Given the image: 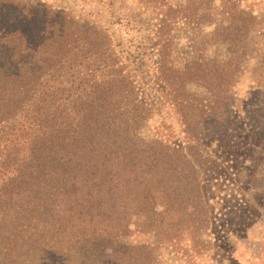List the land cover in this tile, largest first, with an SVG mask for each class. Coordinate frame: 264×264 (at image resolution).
Returning a JSON list of instances; mask_svg holds the SVG:
<instances>
[{"label": "trees", "instance_id": "trees-1", "mask_svg": "<svg viewBox=\"0 0 264 264\" xmlns=\"http://www.w3.org/2000/svg\"><path fill=\"white\" fill-rule=\"evenodd\" d=\"M179 1L196 18L220 3L218 16L233 21L227 27L217 19L210 36L231 47L219 73L170 61V16L181 11L170 7L156 30L159 76L195 140L201 120L187 84L220 89L212 118L225 108L244 57L240 8L237 0ZM149 119L105 29L64 8L0 0V264H127L133 253L139 262L150 254L127 246L134 218L168 240L192 225L189 218L204 221L205 162L198 159L199 170L192 146L144 135Z\"/></svg>", "mask_w": 264, "mask_h": 264}, {"label": "rangeland", "instance_id": "rangeland-1", "mask_svg": "<svg viewBox=\"0 0 264 264\" xmlns=\"http://www.w3.org/2000/svg\"><path fill=\"white\" fill-rule=\"evenodd\" d=\"M23 1L64 8L105 29L149 105L150 119L143 134L160 137L176 147L192 146L199 170L198 159L205 162L199 209L204 221L189 218L193 226L182 228L180 237L168 240L143 231L142 217L134 218L127 246L144 247L143 253L150 257L136 262L133 253L127 256V264H264V0H237L240 9L236 24L244 57L225 108L212 118L211 106L220 97L215 95L220 89L212 93L196 82L187 84L193 93V113L201 120V136L195 140L185 132L169 86L159 76L156 30L170 7L181 11L170 16V61L178 69L202 65L219 73L225 67L224 60L231 56V47L227 42H213L210 36L217 19L224 17V25L233 26L228 14L218 16L223 11L220 3L214 4L212 13L201 10L196 18L185 13L186 6L179 0ZM250 16V30L245 34L243 26ZM238 48L232 46L236 54ZM202 104L204 112L200 113Z\"/></svg>", "mask_w": 264, "mask_h": 264}]
</instances>
